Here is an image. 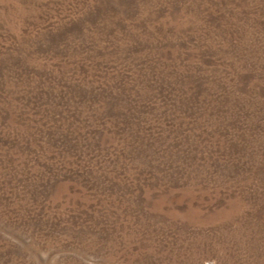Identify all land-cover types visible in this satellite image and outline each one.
Here are the masks:
<instances>
[{"label":"rangeland","instance_id":"obj_1","mask_svg":"<svg viewBox=\"0 0 264 264\" xmlns=\"http://www.w3.org/2000/svg\"><path fill=\"white\" fill-rule=\"evenodd\" d=\"M0 264H264V0H0Z\"/></svg>","mask_w":264,"mask_h":264}]
</instances>
